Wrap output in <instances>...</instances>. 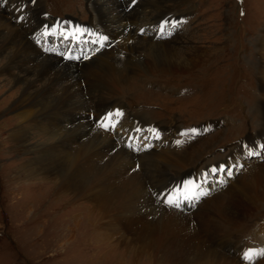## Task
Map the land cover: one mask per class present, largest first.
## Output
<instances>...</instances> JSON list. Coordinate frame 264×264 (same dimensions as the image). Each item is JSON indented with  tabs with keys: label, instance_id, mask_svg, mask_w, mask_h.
<instances>
[{
	"label": "bare ground",
	"instance_id": "bare-ground-1",
	"mask_svg": "<svg viewBox=\"0 0 264 264\" xmlns=\"http://www.w3.org/2000/svg\"><path fill=\"white\" fill-rule=\"evenodd\" d=\"M34 1L25 8L30 16L20 20L18 0H7L6 6H0V77L7 86L15 87V92L3 99L10 115L7 123H17L8 133L13 142L10 151L32 156L30 160L19 156V163L12 162L14 165L9 166L13 173L11 183L16 179L31 180L41 193L50 189L49 205L55 209L63 204L81 209L80 215L76 212L66 216L57 214V231L79 233L86 226L82 237L86 244L91 233L94 241L108 248L114 245V249H124L118 257L116 254L104 257L103 264H137L138 259L143 264L146 257L149 264H218V260L227 255L219 243H230L227 249H231L242 224L251 218L249 214L264 202V164H249L246 174L229 178L224 187L216 184L219 188L211 192L206 186L209 183H205L201 190L210 194L207 197L198 194L189 199L197 202L183 201V210H180L172 204L164 205L163 197L161 201L155 198V193L159 192L156 189L163 187L162 190L170 192L168 175L196 172L190 167L198 158L193 160L191 152L165 148L167 142L156 144L153 140L151 150L135 153L122 144L116 132L105 131L94 123L107 108L124 109L122 97L127 91L138 89L140 80L148 81V76L157 72H187L201 65L204 53L201 48L186 53L180 36L170 32L156 38L151 25L164 15H173L170 19L178 20L175 14L179 9L173 6L187 0H141L140 9L129 11L120 0H85L91 26L108 31L114 46L103 48L84 62L66 60L38 46L43 21L49 16L43 11L42 1ZM11 5H14L12 12H16L12 19L8 16ZM144 23L149 26L145 27ZM136 30L149 34H135ZM32 33L33 36H28ZM64 48L66 46L60 50ZM260 80L263 90L264 77ZM260 95L264 98V93ZM30 99L45 105L51 102L60 105L41 113L29 107ZM110 102L117 104H108ZM135 118L145 125L151 124L139 111L126 114L122 126H135ZM153 124L160 132H168L169 143L181 129L174 119ZM127 131L124 129L121 133ZM142 135L138 137L140 142L148 140ZM31 137L38 140L30 142ZM204 164L202 167L207 170L209 165ZM17 167L20 172L15 171ZM221 188L223 191L219 192ZM42 196L45 194L39 196V201ZM194 205L196 208L192 210ZM184 209L192 210L191 214ZM66 227H75V232L66 231ZM168 238L178 243L172 245ZM184 240H188V244L184 245Z\"/></svg>",
	"mask_w": 264,
	"mask_h": 264
},
{
	"label": "rangeland",
	"instance_id": "rangeland-1",
	"mask_svg": "<svg viewBox=\"0 0 264 264\" xmlns=\"http://www.w3.org/2000/svg\"><path fill=\"white\" fill-rule=\"evenodd\" d=\"M41 1L43 11L50 16L75 17L88 25H83L81 21H72L67 25L69 31L78 33L85 29L90 30V16L86 11L85 0ZM129 1L131 0H120L126 11L141 8V0H137L138 3L135 2L132 5H129ZM23 2L26 5H22ZM28 3L32 4V0H18L20 11L18 20L21 19L20 16L25 12ZM192 4L194 6L189 7ZM4 5L6 6L4 3L1 7ZM13 7L14 5H11V8L8 7L10 10L8 16L11 19L16 13L12 12ZM173 8L179 9L176 12L178 14H175V17L177 16L175 19L178 20H171L170 18H174L173 15H164L159 20L167 21L166 26L170 27L171 35L180 36L181 44L186 45L184 46L186 53H191L196 47L202 49L204 53L201 65L187 72H157L148 76V79L146 78L148 81L140 80L139 83L137 82L138 89L129 90L122 97L123 102H120L125 106L124 109L118 106L107 108L98 115L94 123L105 131L116 132L126 148L131 147L135 153L139 154V152L143 153L146 149L149 151L152 148L138 149L131 141L129 132L136 131L134 126L123 127L119 124L124 117L126 118V114L140 111L145 114L147 121H151L148 123L157 124L174 119V122L181 128L175 135L176 139H170V143L175 147L167 141L168 132L164 130L160 134L161 137L153 139V142L156 144L167 142L165 148L191 152L192 159H198L192 167H189L196 169V172L182 173L179 176L168 175L166 180L171 182L168 187L170 192H165L161 187L156 189L159 192H156L157 197H154L159 201L163 197L164 205L172 201L175 208L179 205L177 209L183 210L181 208L183 201L197 202V200L189 199L196 198L198 194L200 197H207L211 191L219 188L216 184L226 186L229 178L235 175L240 176L242 173L246 174L249 164H264V98L260 95L264 93V89L262 90L259 86L261 85L260 79L263 80L264 77V0H187L185 3L174 5ZM30 14V11H27V16ZM40 16L44 17L42 14ZM52 17L44 19L43 28L48 29L49 32L46 40L41 39L42 41H38L37 44L44 52L50 49L52 53L63 58L61 52L65 48L60 49L65 45L59 42L63 40L60 36H54L51 33L52 30H59L57 29L59 26ZM143 25L148 27L149 23ZM151 25L155 31L157 24L152 23ZM95 30L97 39L107 37L108 42H105L104 49L114 46V41L111 40L108 31L96 28ZM142 30H136L135 34L148 36L149 33H144ZM28 36L33 35L28 34ZM103 48L100 52L104 50ZM120 56L123 57L124 53H120ZM1 78L0 264H103L105 258L114 257L115 254V257H118V253L124 252L122 247L114 249V245H111L112 249L108 248V245L102 243L101 245L96 239L94 241L91 233L87 237L86 244L85 239L82 238L86 226L79 233L74 231L77 228L76 224H73L76 227L74 229L66 227V231L75 233H58L56 215L64 213L63 216H66V214H75V212L80 215L81 209H73L70 204L59 205L55 209V206L49 205L51 194L48 192L50 189H45L41 193L38 191V186L34 185L31 180L16 179L13 184L11 183L10 177L13 173L9 166L14 165L12 162L19 163V156H25V160H30L32 156L30 154L18 155L10 151L13 142L11 143L8 138V133L17 126V123H7L10 115L5 109L3 99L15 92V87L7 86ZM28 104L29 107L41 113L60 105L53 102L45 105L35 99H30ZM119 112H122L123 117L116 122L115 116ZM84 116L86 118L87 114L85 113ZM137 118L134 121L140 124ZM102 124H107L108 127H102ZM124 129L128 131L120 135L118 132ZM35 139L38 140L37 137H31L30 142H35ZM220 161L223 163H218ZM204 163L209 165L207 170L202 167ZM220 164L226 166L231 174H226L225 171L214 172L213 169L219 168ZM15 171L20 172L21 170L17 167ZM202 174L205 175L204 178L199 176ZM6 180L8 184L5 183ZM26 181L29 182L28 185L24 184ZM205 183H209L206 186L210 187V192L201 190ZM221 191L223 188L219 192ZM201 193H206V195H201ZM44 194L45 196H42L39 201V196ZM27 203L29 204L25 205ZM192 207V210L196 208L195 205ZM257 208L249 214L251 218L242 224L237 241H234L231 249H227L230 243H219V247L222 246L220 249L227 255L218 260V264H264V202L259 203ZM192 210H186L185 213L188 211L191 214ZM192 224L196 225L195 220ZM258 227L261 228L258 229ZM79 228H82V225ZM167 240L172 245L178 243L172 238ZM187 241H183L184 245L188 244ZM246 253L251 256L250 259L246 258ZM146 260L147 257L143 264H149ZM225 260L229 263H224ZM140 263L138 259L137 264Z\"/></svg>",
	"mask_w": 264,
	"mask_h": 264
},
{
	"label": "snow or ice",
	"instance_id": "snow-or-ice-1",
	"mask_svg": "<svg viewBox=\"0 0 264 264\" xmlns=\"http://www.w3.org/2000/svg\"><path fill=\"white\" fill-rule=\"evenodd\" d=\"M6 2H7V0H0V6H3V4L6 3ZM20 18L23 19V17H20ZM106 39H107L106 37L102 38V40H106ZM101 46H103V44ZM101 126L105 127V128L108 127L107 124H104V125H101ZM177 143H179V141ZM213 171L214 172L215 171H225L226 174H229V175L231 174L230 172L227 171V167L226 166H220L219 168H214ZM201 195H206V193H201ZM168 203L172 204V201H168ZM176 207H179V205H176ZM245 255H246V258H248V259L251 258V256L249 254H247V253Z\"/></svg>",
	"mask_w": 264,
	"mask_h": 264
}]
</instances>
